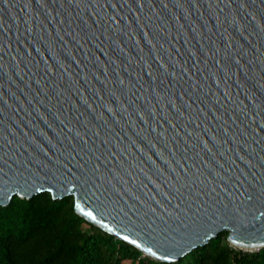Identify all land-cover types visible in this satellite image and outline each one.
<instances>
[{"label":"water","instance_id":"water-1","mask_svg":"<svg viewBox=\"0 0 264 264\" xmlns=\"http://www.w3.org/2000/svg\"><path fill=\"white\" fill-rule=\"evenodd\" d=\"M42 191L160 261L264 247V0H0V205Z\"/></svg>","mask_w":264,"mask_h":264},{"label":"trees","instance_id":"trees-1","mask_svg":"<svg viewBox=\"0 0 264 264\" xmlns=\"http://www.w3.org/2000/svg\"><path fill=\"white\" fill-rule=\"evenodd\" d=\"M0 264H264V247H234L222 231L178 261H160L79 215L72 195L42 191L0 205Z\"/></svg>","mask_w":264,"mask_h":264}]
</instances>
